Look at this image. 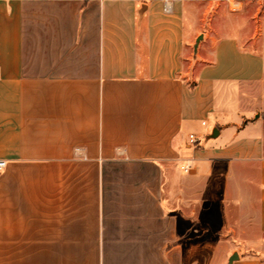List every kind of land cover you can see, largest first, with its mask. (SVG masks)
Returning a JSON list of instances; mask_svg holds the SVG:
<instances>
[{"label": "crops", "instance_id": "obj_1", "mask_svg": "<svg viewBox=\"0 0 264 264\" xmlns=\"http://www.w3.org/2000/svg\"><path fill=\"white\" fill-rule=\"evenodd\" d=\"M164 1L0 0V264H264V0Z\"/></svg>", "mask_w": 264, "mask_h": 264}, {"label": "built area", "instance_id": "obj_2", "mask_svg": "<svg viewBox=\"0 0 264 264\" xmlns=\"http://www.w3.org/2000/svg\"><path fill=\"white\" fill-rule=\"evenodd\" d=\"M163 10L165 12L171 11V5H170V2L168 0L164 1ZM202 124H204V122H202ZM187 139H188L189 144H195L198 141V136H196L194 133H189L187 136ZM5 167H6V161L4 159H0V171L3 170Z\"/></svg>", "mask_w": 264, "mask_h": 264}, {"label": "rangeland", "instance_id": "obj_3", "mask_svg": "<svg viewBox=\"0 0 264 264\" xmlns=\"http://www.w3.org/2000/svg\"><path fill=\"white\" fill-rule=\"evenodd\" d=\"M218 1H220V3H219V6L216 8L217 13H218L217 16H221L222 13H223V11H224V12H228V10H227L228 8H227V7H226L227 9L225 8V6H227V5H226V4H227V1H226V0H218ZM235 1L237 2V1H239V0H231V8H232V9H234V8H239V7L241 6L240 4H237ZM252 1H253V0H250V2H251V6H250L251 10L254 8V5L252 4ZM246 6H247V5H246ZM210 9H211V8H210ZM210 9H209V10H210ZM205 12H206V11H204L203 14H205ZM217 16H216V17H217ZM216 17H215V18H216ZM213 20L215 21V19H213ZM202 235H203V234H202ZM202 235H201V236H202ZM244 251H245V250H244Z\"/></svg>", "mask_w": 264, "mask_h": 264}, {"label": "water", "instance_id": "obj_4", "mask_svg": "<svg viewBox=\"0 0 264 264\" xmlns=\"http://www.w3.org/2000/svg\"><path fill=\"white\" fill-rule=\"evenodd\" d=\"M201 38H202V36L199 35V36L196 38V42H195V43H198V41H199ZM195 46H196V44H195ZM215 131H216V129L213 130V134H212V136L215 135ZM236 258H237L236 253L232 254V255L229 257L228 263H231V262H232L234 259H236Z\"/></svg>", "mask_w": 264, "mask_h": 264}]
</instances>
